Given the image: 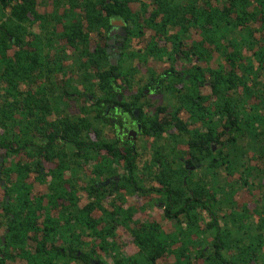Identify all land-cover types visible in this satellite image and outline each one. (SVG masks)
Masks as SVG:
<instances>
[{"label":"trees","instance_id":"obj_1","mask_svg":"<svg viewBox=\"0 0 264 264\" xmlns=\"http://www.w3.org/2000/svg\"><path fill=\"white\" fill-rule=\"evenodd\" d=\"M111 20L127 32L117 65ZM150 80L163 103L140 115L137 141L119 143L99 101L128 106ZM98 93L94 107L86 94ZM214 105L237 133L234 159L219 162L248 173L264 128V0H0V264H261L264 209L253 230L230 195L211 196L218 159L196 124L212 135ZM53 110L58 139L41 153L38 117ZM187 155L208 165L202 184Z\"/></svg>","mask_w":264,"mask_h":264},{"label":"flooded vegetation","instance_id":"obj_2","mask_svg":"<svg viewBox=\"0 0 264 264\" xmlns=\"http://www.w3.org/2000/svg\"><path fill=\"white\" fill-rule=\"evenodd\" d=\"M111 29L108 32V40H107V47L106 51L108 53V60L113 65H117L118 61L120 59L121 54V48L123 46V40L127 36V32L125 31V23L121 20H111ZM182 75V73H181ZM159 81H153L150 80L147 87H144L141 89V93L143 97L136 96L138 94V90H131L128 89V97L136 96L135 101L131 102L128 101V106L122 105L123 98L117 94L115 97V101L110 103H105L103 99H101L100 105L102 106L103 115L106 117V119L109 121V123L112 125V128L115 132L116 138L119 140V143H124L126 141H129V143H133L134 141H137L141 134L143 133V126L140 122V115H149L152 110L149 108L148 104H154L156 102H162V96L159 93L160 86L158 84ZM117 92L119 90H116ZM59 94V91H56L52 94V98H56ZM86 97L90 100L93 97L95 98V101L93 102L94 107L96 106V101L102 98V94L98 93L94 96L90 94H86ZM147 99V100H146ZM58 103V101H57ZM91 103V102H90ZM139 104V107H134V104ZM163 103V102H162ZM202 104L203 99H202ZM59 104V103H58ZM63 105V104H62ZM205 105V104H204ZM214 113L211 117V121L214 124V130L212 135H209V131L207 130V125H203L200 123L196 124V129L200 133L199 143L202 145L204 142V139H207L209 136H211L210 146L211 151L213 153V157L218 159V163L212 166V172H213V191L212 195L213 199L215 201H221L225 202L224 196L227 197L229 200L228 195L232 197V200L234 202V206H230V210H234L236 212H239L241 216L239 219H244L248 222V225H251V228H255L257 225V221L259 222V218L257 214L255 215L253 209L256 208L260 204L261 210L264 209V135L262 132H264L263 124L256 123V126L260 129V135L257 138V143L260 145V147L251 148L249 146L246 157L244 158L246 161L249 162L248 164V173L245 172H235L232 173L230 171L240 168L241 165H234L231 164L228 166V168H232L231 170L227 168L228 164H221L219 162L221 159L220 156H226L229 155L228 160L231 161L234 159V151H236L235 148V141L232 140V138L236 137L235 135L237 133L230 132V128L225 125V118H222L218 114L217 105H214ZM64 107V106H63ZM126 107L130 108V111H126ZM247 109H250V107L246 106ZM247 112V111H246ZM244 111V113H246ZM248 114V113H247ZM57 111H50L44 114H39L38 122H39V130L37 131L36 136L38 137L40 141V152H44V148H46L48 142L50 141L48 138V135H53V140H57L58 136L56 135L55 131L50 128V123H56V118L58 117ZM241 117V115H240ZM211 132V131H210ZM233 141L232 144H230V141ZM227 146V147H226ZM257 146V145H256ZM133 148V144H132ZM121 149V148H120ZM122 152V151H121ZM6 153H3L5 155ZM105 155V154H104ZM243 155V154H242ZM188 156V155H187ZM94 156L91 154L89 157L85 159L84 165H87L89 168L88 175L91 176V166L96 163L97 158L94 159ZM23 161L25 164L28 163L27 157ZM189 156L186 159H183V167L189 172H194L196 176H198V179L200 183L202 184V179L206 177V174L204 173L205 168L208 167L206 163H203V159L199 162H195L194 160H189ZM54 158V160H56ZM188 159V160H187ZM1 162V160H0ZM40 169H39V175L38 180L40 185L42 186H50L51 177L48 173V171L45 170L43 158L40 160ZM53 168L55 167V164H52ZM118 175H113L112 177L108 179H104L105 181L102 183L104 185H110L112 180L118 181V177L122 175L123 171L118 170ZM221 180V182H220ZM220 182V183H219ZM223 182V183H222ZM185 185V181L183 183ZM187 195H191L190 192L186 190V198ZM250 200V201H249ZM160 203H155V205H159ZM226 204V203H225ZM187 206V205H185ZM228 207V206H227ZM218 208V207H217ZM225 209L220 210L218 209L216 211L215 217L217 219L218 225L225 228L227 225V218L225 216L227 212V208L224 206ZM264 212V211H263ZM195 213L200 218H205L208 220V213L205 211V209L199 205L195 209ZM247 215L248 217H245ZM246 222V223H247ZM262 234L264 235V220L262 222ZM261 248V257L263 259V262L261 264H264V239L262 243ZM253 264V263H252Z\"/></svg>","mask_w":264,"mask_h":264},{"label":"water","instance_id":"obj_3","mask_svg":"<svg viewBox=\"0 0 264 264\" xmlns=\"http://www.w3.org/2000/svg\"><path fill=\"white\" fill-rule=\"evenodd\" d=\"M113 65H115V64H113ZM1 240H2V244H4V237H2ZM0 258H3V256L0 255Z\"/></svg>","mask_w":264,"mask_h":264}]
</instances>
